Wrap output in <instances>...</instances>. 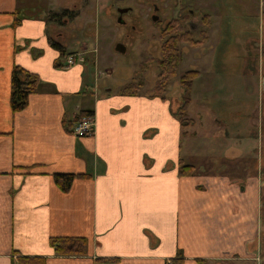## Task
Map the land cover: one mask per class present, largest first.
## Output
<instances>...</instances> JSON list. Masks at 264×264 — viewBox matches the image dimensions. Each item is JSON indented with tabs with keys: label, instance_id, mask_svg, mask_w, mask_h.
Masks as SVG:
<instances>
[{
	"label": "crops",
	"instance_id": "obj_1",
	"mask_svg": "<svg viewBox=\"0 0 264 264\" xmlns=\"http://www.w3.org/2000/svg\"><path fill=\"white\" fill-rule=\"evenodd\" d=\"M65 2L68 13L60 24H67V7L76 2L104 9L110 0ZM44 3L0 0V264L22 257H43L46 264H170L178 252L182 264L260 263L255 166L242 162L233 180L195 163L202 150L215 158H242L249 150L232 149L243 144L219 134L212 146L230 142L221 152L182 139L186 134L167 97L111 89L100 94L96 84L90 87L85 67H65L70 54L51 46L48 27L55 23L48 14L60 12L42 15ZM262 3L257 1L258 15ZM13 66L40 80L16 113L9 103ZM86 112L94 132L75 137L71 128ZM180 160L200 167L198 173L179 176ZM53 174L81 177L63 193ZM53 237L84 238L86 255L56 256Z\"/></svg>",
	"mask_w": 264,
	"mask_h": 264
},
{
	"label": "rangeland",
	"instance_id": "obj_2",
	"mask_svg": "<svg viewBox=\"0 0 264 264\" xmlns=\"http://www.w3.org/2000/svg\"><path fill=\"white\" fill-rule=\"evenodd\" d=\"M144 1L147 2L148 0ZM211 1L213 9L216 10V16L212 19L216 30L206 37L207 41L194 49H190L182 43L179 44L183 54L182 63L176 69L175 75L162 88H156V83L159 81L158 62L161 59L159 49L164 41L160 33L162 24L172 17V12L168 14L166 12L162 19L157 13L158 20L153 22V26L151 25V36L148 39V7L144 3L136 0L127 1L134 8V15L124 18L128 23L127 26H124L119 22L116 12L113 10V0H110L109 5L104 9H98L91 3L82 5L80 2H76V7H67L70 12L67 24H57L54 19L48 18L53 24L55 23L54 26L48 27V34L52 42H58L61 45L65 54H79L81 56L76 58V63L85 67L87 71L85 78L91 83L90 87L96 84L100 94L106 89H111L117 93L129 92L125 89L128 86H133L136 94L169 98L175 113L178 112L182 104L179 86L180 75L194 68L203 71L204 75L212 72L211 66L214 70L228 68V59L226 60L221 56L224 50L216 52L217 57L214 61V46L218 43L219 38L226 39L229 44H233V49L236 51H232L231 60L233 62L239 61L240 59L235 58L234 55L240 52L242 40L255 38L257 35L256 27L260 23L262 24V19H264V14L258 15V0ZM47 3L48 0H45L44 4L39 5L38 9L42 8L40 10L43 12L42 15L51 10L63 12V6L68 5L67 2L64 3V0H51L50 7L46 6V11H43ZM131 25L135 28H131ZM226 27H228L227 31ZM220 30L222 35L219 34ZM119 44L123 46L125 51L117 50ZM195 58L199 59L196 63L193 62ZM233 69L235 66L231 63L230 70ZM223 72L221 70L216 78L204 86L193 89V91L197 89L194 95L192 91V97H195L197 103L194 102V99L191 100L192 103L183 113V118L194 119L195 121H193L194 124L189 125L184 130L186 136L182 139L185 140L186 138L187 140L189 138V142L201 149H210L211 151L212 149H220L221 152V149L225 147L224 145L230 143L221 139L216 142V147L212 146V141L215 140L214 134H219L220 137L218 138L224 136L228 139L232 138L234 142L237 139L235 136H243L241 131L232 133L230 130L245 124V113L258 100L249 79L244 80V82L236 79L239 75L238 69L233 72L228 71L227 77L221 74ZM200 80L201 78L198 79L199 84L201 83ZM215 118L220 119L222 123ZM249 140V137L246 136L241 139L244 147L252 146ZM261 154L264 162V149H262ZM211 156H206L205 151L202 150L195 163L197 165L203 163L207 173L224 171L225 173L228 172L229 175L227 176L230 179L240 177L242 170H239V167H241L244 159H230L221 155L216 156L217 158ZM225 163H229L228 168L222 166ZM261 176L260 208L263 232L260 248L261 261L258 264H264V166Z\"/></svg>",
	"mask_w": 264,
	"mask_h": 264
},
{
	"label": "flooded vegetation",
	"instance_id": "obj_3",
	"mask_svg": "<svg viewBox=\"0 0 264 264\" xmlns=\"http://www.w3.org/2000/svg\"><path fill=\"white\" fill-rule=\"evenodd\" d=\"M114 4L113 10L116 12V17L119 19V22L123 24L124 26H127V21L124 20L127 16H133L134 15V8L127 3V1L131 0H113ZM139 2H142L145 4L146 7H148V39L151 36V25L153 26V22H156L158 20L157 13L160 14V18L162 19L163 16L166 15L169 12H172V17L168 20H165V22L162 24V30H161V37L164 39L163 43L165 42L167 37L162 36V31L164 29L168 30L169 25L176 21L177 26V33L175 34L178 40V53H179V62L182 63V50L179 47V44L182 43L183 45H187L190 47V49H194L196 47H199L203 44L204 41H207V36L212 34V31L214 32L215 25L213 24V17L216 15V10L213 9V3L211 0H148L147 2L144 0H136ZM261 8H264V0L261 4ZM225 9V7H224ZM264 14V9L262 11V15ZM220 20V18H219ZM161 22V20H160ZM159 22V23H160ZM221 26V23H220ZM131 28H135V26L131 25ZM151 27V28H150ZM226 27V31H227ZM257 35L253 39H243L240 52L242 51V54L240 52L238 54H235L234 57L237 59H240L239 61H232L231 58L233 56L232 51H236L233 49V44H229V41L226 39L219 38L218 43L215 44L214 48V56L216 60V52H220L221 50H224V52L221 54L222 57H224L226 60L228 59V68L224 69H213V66H211V73H207L204 75V72L200 69L194 68L193 70H187L184 73H182L179 77V86H180V94H181V101L182 103L186 102V96L185 91L181 84V77H184L187 73H192L193 78L191 80V88L189 93V105L192 103L191 100L194 99V102L197 103L195 100V97H192V91L193 89L198 87L204 86L206 83L210 82L214 78H216V75L220 73V71H224L223 75L227 77L228 71L233 72L238 69L239 75L236 77V79L241 80V82L244 80H250L253 88L255 90V93L258 96L257 102L254 104V106L248 110L245 113L246 119L245 124L242 127H236L235 129H231L230 131L232 133H236V131H241V135L243 136H235L237 138L235 142L241 141L243 137H249V142L252 143V146L247 147H237L232 149H248L249 153L248 155L243 156V164L244 162L252 163L255 166L256 169V176L258 177L260 181V189H261V171L264 166V162L262 161V149H264V19H262V24L260 23L256 27ZM231 33V31H230ZM229 33V34H230ZM220 35H222V31L220 30ZM161 45V47H162ZM120 47H122L123 51L125 49L121 44H119ZM160 47V54L162 59V52ZM185 48V47H184ZM246 48V50H244ZM158 62L159 66V81H160V61ZM225 60V61H226ZM199 59L195 58L193 60L194 63L198 62ZM227 62V61H226ZM225 62V63H226ZM233 63L235 66V69L230 70V65ZM177 66V68H178ZM176 68V69H177ZM227 72V73H226ZM232 77V76H231ZM200 84L198 83V79H200ZM170 80V79H169ZM156 83V88L158 87V83ZM168 83V82H167ZM196 83L197 86H196ZM167 85V84H166ZM241 88V87H240ZM197 89L193 91V95L197 92ZM191 98V99H190ZM246 104V103H245ZM182 105V104H181ZM188 105V107H189ZM203 107V106H202ZM226 115V113H224ZM228 118V116L226 115ZM217 119V118H215ZM192 121H195L194 119H191ZM221 122L220 119H217ZM222 123V122H221ZM227 133V131H226ZM228 134V133H227ZM232 140V138H230ZM233 142V143H235ZM229 158L231 159H238L241 158L240 154L230 153ZM229 159V160H230ZM229 164V163H228ZM242 164V163H241ZM259 167V169H258ZM228 168V166H226ZM239 170H241V167H239ZM220 172H217V174ZM227 175V173H224ZM241 174V171H240ZM230 178L229 176H227ZM233 180L238 179L237 177H233ZM258 261V260H257Z\"/></svg>",
	"mask_w": 264,
	"mask_h": 264
},
{
	"label": "trees",
	"instance_id": "obj_4",
	"mask_svg": "<svg viewBox=\"0 0 264 264\" xmlns=\"http://www.w3.org/2000/svg\"><path fill=\"white\" fill-rule=\"evenodd\" d=\"M68 11H61L60 13H49L48 18L54 19L58 24H60V18L66 16ZM20 19L16 18L15 23H19ZM177 26L176 21L169 25L168 30L164 29L162 31V36L167 37L165 42L161 47L162 59L160 61V81L158 83V88H162L167 84L169 79L173 77L176 73V68L179 62L178 53V40L176 37ZM51 46L57 49L61 55H65V51L57 42H50ZM192 73H187L184 77H181V84L185 91L186 102L182 103L178 112H175V116L179 121L181 127L186 130L189 125L194 124L191 119L183 118L184 111L189 105V93L190 84L193 78ZM10 95L9 103L11 111L16 113L22 111L28 104L30 96L37 92V88L40 84V80L37 75L30 73L19 66H13L10 76ZM125 90L129 92H124V94L134 95L136 94L133 86H128ZM159 90V89H158ZM162 97L163 96H158ZM90 113L86 112L78 115L85 116ZM91 115V114H90ZM185 134V132H184ZM196 167L186 164L180 160L178 174L179 176H192L196 174ZM198 173V172H197ZM81 177L80 175L74 174H53V181L57 188L66 193L70 190L75 178ZM50 246L53 248L54 253L58 257H78L85 256L87 253V242L84 238L75 237H53L49 239ZM183 256L181 252H178L176 258L173 259L170 264H182ZM199 264H204L203 261L198 260ZM17 264H46V260L43 257H22L18 260Z\"/></svg>",
	"mask_w": 264,
	"mask_h": 264
},
{
	"label": "built area",
	"instance_id": "obj_5",
	"mask_svg": "<svg viewBox=\"0 0 264 264\" xmlns=\"http://www.w3.org/2000/svg\"><path fill=\"white\" fill-rule=\"evenodd\" d=\"M79 55H69L66 60V66L70 67L74 63H76V58ZM94 132V120L91 115H85L78 117L72 128H71V134L75 137H89Z\"/></svg>",
	"mask_w": 264,
	"mask_h": 264
},
{
	"label": "water",
	"instance_id": "obj_6",
	"mask_svg": "<svg viewBox=\"0 0 264 264\" xmlns=\"http://www.w3.org/2000/svg\"><path fill=\"white\" fill-rule=\"evenodd\" d=\"M117 50L120 51V52L123 51L122 47H120L119 45H117Z\"/></svg>",
	"mask_w": 264,
	"mask_h": 264
}]
</instances>
